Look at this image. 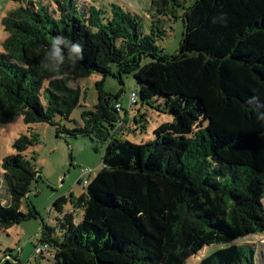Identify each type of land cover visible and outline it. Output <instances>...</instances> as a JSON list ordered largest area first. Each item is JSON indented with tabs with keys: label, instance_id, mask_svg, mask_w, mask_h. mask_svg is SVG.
<instances>
[{
	"label": "trees",
	"instance_id": "16d2710c",
	"mask_svg": "<svg viewBox=\"0 0 264 264\" xmlns=\"http://www.w3.org/2000/svg\"><path fill=\"white\" fill-rule=\"evenodd\" d=\"M150 1V32L119 5L105 10L76 0L29 1L2 21L0 125L21 116L26 125L53 126L59 138L88 137L96 151L106 146L76 201L81 222L60 197L56 226L42 223L47 264H186L212 245L225 247L198 264H264V245L254 244L264 237V0ZM178 16L180 48L168 55L157 44L167 36L161 17ZM57 35L82 43L83 58L54 73L41 65ZM92 75L102 77L98 102L72 119L81 88L71 82ZM109 76L140 86L133 85L131 107L172 121L146 142L128 139L122 93L103 88ZM28 134L1 163L0 232L39 217L31 202L21 211L41 178L26 155L41 142Z\"/></svg>",
	"mask_w": 264,
	"mask_h": 264
},
{
	"label": "rangeland",
	"instance_id": "374dc122",
	"mask_svg": "<svg viewBox=\"0 0 264 264\" xmlns=\"http://www.w3.org/2000/svg\"><path fill=\"white\" fill-rule=\"evenodd\" d=\"M29 1L50 4L53 0H0V53L2 43L6 39L3 19L11 10L26 6ZM76 2L83 6L92 5L105 10L110 9L112 5H119L139 15L143 19L147 32H150L152 24L150 0H76ZM182 12V10L179 11L181 16ZM161 19L166 25L167 36L159 40L157 44L163 48L164 53L173 55L180 48L183 20L179 16L161 17ZM101 79L99 75H92L89 78L71 82V86L81 88L80 105L73 111L72 119L80 121L82 112L93 109L97 104L96 83ZM133 85L131 78H124V85H122L118 79L109 76L104 81L103 88L107 94L113 96L122 93L119 99L122 105L121 116L125 117V112L128 110L130 121L129 128H122V134L135 143H141L152 139L154 130L162 123L171 122L172 118L149 107H131L134 102L132 100L134 97L131 98ZM134 90L139 92L140 86L135 84ZM66 124L69 126L68 122ZM29 131L38 135L41 142L30 147L26 152L27 157L33 161L37 171L41 173V178L32 184L28 199L22 202L21 211L28 212V204L31 202L37 209L39 217L16 225L7 232H0V264L49 263L51 253L39 245L42 223L56 226L59 213L53 208V204L60 197L66 198L63 204L64 211L74 213L77 224L81 222L82 210L77 207L76 201L86 192V184L101 168L106 150L105 145H100L96 151L88 137L59 138L56 136L54 127L49 124L26 125L20 116L8 124L0 125V169L3 158L16 153L13 148L15 140L21 135H29ZM121 138L126 137L122 135ZM259 242L264 245V237L254 240V244ZM222 247L225 245L207 247L186 264H198L204 256ZM42 256L45 259H42Z\"/></svg>",
	"mask_w": 264,
	"mask_h": 264
},
{
	"label": "clouds",
	"instance_id": "9594fccd",
	"mask_svg": "<svg viewBox=\"0 0 264 264\" xmlns=\"http://www.w3.org/2000/svg\"><path fill=\"white\" fill-rule=\"evenodd\" d=\"M83 58V45L80 42L57 35L51 40L48 47L42 68L51 72H59L66 64H75Z\"/></svg>",
	"mask_w": 264,
	"mask_h": 264
},
{
	"label": "built area",
	"instance_id": "2783aa9c",
	"mask_svg": "<svg viewBox=\"0 0 264 264\" xmlns=\"http://www.w3.org/2000/svg\"><path fill=\"white\" fill-rule=\"evenodd\" d=\"M134 97V95L131 96V98ZM135 98H132V100L134 101L133 103H135L136 100H134ZM87 172V171H86Z\"/></svg>",
	"mask_w": 264,
	"mask_h": 264
}]
</instances>
